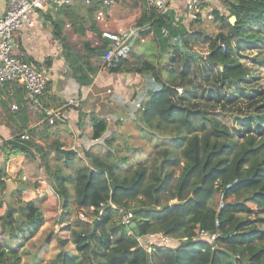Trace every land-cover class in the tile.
<instances>
[{"label": "trees", "instance_id": "obj_1", "mask_svg": "<svg viewBox=\"0 0 264 264\" xmlns=\"http://www.w3.org/2000/svg\"><path fill=\"white\" fill-rule=\"evenodd\" d=\"M143 2L133 0L132 4ZM221 2L227 13L217 7L210 10L219 25L213 34L187 28L169 9L158 13L150 8L140 15L136 23L142 27L139 33L151 34L160 54L167 55L158 67L131 46L124 50L125 44L120 54L98 63L102 56L97 50L108 42L93 21L89 31L100 42L91 46L85 39L86 54L82 56L64 52L65 64L79 87L90 84L100 68L143 74L144 86L133 91L131 99L140 106V118L150 128L162 129L166 141L133 171L120 175L117 169H124L128 157L111 160L112 151L106 153L109 160L86 152L88 163L64 171L74 152L65 156L56 148L61 146L58 140L43 144L37 140L36 129L25 123L15 128L12 122L23 116L24 108L6 110L11 136L0 142L5 160L18 153L38 159L46 171L44 178L64 207L61 222L70 214L72 203L90 216L70 229L77 253L60 252L53 264H264V83L242 61L248 56L246 50L264 49V0ZM94 12L91 8L93 17ZM231 15L235 16L233 22L229 21ZM194 20H199V13ZM53 24V35L65 45L61 21ZM201 43L206 44L205 53L199 50ZM252 59L264 65V56L255 54ZM18 89L24 92L22 86ZM85 116L78 113V128H83ZM88 120L90 138H101L108 128L107 119L90 114ZM42 123L46 130L47 118ZM24 129L27 138L20 137ZM39 132L41 138L43 132ZM49 149L54 152L53 171ZM8 177L0 164V206L19 193L17 206L7 205L11 212L5 225H0V233L19 239L21 245L36 234L45 218L33 198L20 197L23 189L16 188L5 197ZM42 181L36 179L33 187H41ZM215 195L219 201L213 206ZM186 198L183 205L171 204ZM125 211L132 212L136 231L131 222L124 225L119 221ZM94 219L96 228L88 235ZM150 231L163 232L179 243L173 245L171 240L147 251L137 237ZM200 231L214 238L201 237ZM20 259L17 245L0 242V264H20Z\"/></svg>", "mask_w": 264, "mask_h": 264}, {"label": "crops", "instance_id": "obj_2", "mask_svg": "<svg viewBox=\"0 0 264 264\" xmlns=\"http://www.w3.org/2000/svg\"><path fill=\"white\" fill-rule=\"evenodd\" d=\"M96 1L97 0H93L92 5L87 6L83 0H74L72 4H68L64 8H60L56 5V3H54V1L48 0L43 8L38 9L37 13L33 15L32 25L21 30H17L13 33V53L15 55L20 56L27 62L32 64L34 63L37 66L40 63H43L45 60H49V63L44 65V67H46V73L49 77V85L46 88L51 87L49 90L50 95H47L46 97L43 95L42 101H45L47 104H51L50 101H54V107L49 105L47 106L48 108L51 107L49 110L57 112L60 115V118L55 123L51 125L49 124L46 130H44V123H42V120L38 119L31 109L23 104L24 102L22 99L26 93L24 89V92L18 89L21 86H18L19 84H17L18 87H13L12 84H8L6 87H1L0 98L5 100V103L9 102L10 100V105L12 103H17L19 108H24L26 110L23 116L15 117L16 120L12 122V125L17 128L16 126L25 123V126L27 125L28 128L36 129L38 132L37 140L43 144H45L46 140H58L61 144V146L58 147H63L65 149L73 148V146H71L68 141L66 142V140L70 141L74 138L79 139V137L84 136V128L90 127L88 119L91 111L96 113L101 111L103 112L102 116L106 117L113 113V111L110 113V109L114 108V101H118L121 98V102H132L131 97L134 87L137 86V83L140 80L138 74L129 72H107L104 68H100L94 74L91 84L79 87L70 73V76L67 77L58 73L56 70L59 66L62 69L64 66L66 67L63 56L64 52L72 56H82L86 54V49L84 46L85 39L89 40L91 46H95L100 42L97 36H95L96 34L92 31H89V23L92 21L96 24L99 30H101L103 27V24L100 23L102 19L97 20L96 18ZM132 1L133 0L128 1L125 5V8L122 7L120 10L118 8L121 6V1L117 3L115 2V5H111L108 10L106 9L105 14L106 18L108 19L106 24H108L112 29L106 30L116 31L119 28H133L136 30L133 35L139 33L138 30H141L142 27L136 25L137 20L143 12L148 11L152 7L148 5L146 0L142 4L136 6L132 4ZM6 3L7 0H0V14L5 11ZM201 7L202 9L200 13L204 10L207 13H210V10L213 7H217L224 14L227 13V10L222 4L221 0H204ZM91 8H95L94 17L90 14ZM166 9H169V11L174 13L175 18H178L177 16H180L183 13L188 15L185 9L184 0H172ZM164 11L157 12L162 13ZM54 20L61 21L63 35L66 38L65 45H63L62 40L55 38L53 35ZM133 24L135 27H130ZM83 29L85 30L83 31ZM140 39L143 40V37ZM79 43L83 44V49H81V46L79 47ZM128 44L135 51L141 53L132 46L129 40ZM40 66L41 65L38 67ZM102 87H104L105 91L110 89V91L112 90V92L116 94H113L109 97V102L104 99V94L100 90ZM65 91L71 95L69 94V96L65 98L63 96ZM136 91L138 90L136 89ZM117 94H122L123 97L116 98ZM71 98L75 101L73 104H76V106L80 104V108L73 105H67L69 104L68 100L70 101ZM80 111L86 113V118L83 120V128L77 127L78 113ZM40 130L43 132L41 133L43 136H41V138L39 135ZM10 136L11 131L9 126L7 124H0V142L2 139L8 138ZM74 150L75 152L78 151L77 149ZM3 159V154L0 151V162H3V164L6 165L4 168L5 171L9 173L8 178L13 179L14 181L17 180L15 178L17 173H19L18 171H20V176L18 177L19 180L20 178L22 179L24 177L23 174L25 173L26 169H30V171H32L33 168L36 167L37 169H40L38 170L39 172L42 170L41 165L40 168L37 167V162L39 163L38 159L31 157L26 153L12 155L5 161H3ZM44 181L45 180L42 181L39 190L35 191L36 193H41L40 191L45 188ZM47 189H49V192H51V184H49Z\"/></svg>", "mask_w": 264, "mask_h": 264}, {"label": "rangeland", "instance_id": "obj_3", "mask_svg": "<svg viewBox=\"0 0 264 264\" xmlns=\"http://www.w3.org/2000/svg\"><path fill=\"white\" fill-rule=\"evenodd\" d=\"M119 1H121V4H120L121 6H119L118 8L120 10V8L122 7L125 8V5L130 0H118L117 2ZM208 15H210V13H207L204 10L199 14V20H194V18L188 15L182 14L180 16H177L178 18H176V21L183 23L187 28H190V29L202 28L208 33L213 34L217 32L219 25L213 20L211 15H210L211 17ZM107 21L108 19L106 18V14L104 13L103 19L100 21V23L103 24L101 33H102V30L111 29L109 25L106 24ZM134 24L131 25L130 27H135ZM104 27H107V28H104ZM142 37H143V40L140 39ZM128 40L131 42L132 46L136 50L142 53L144 58L154 63L155 67H158L160 64L162 65V63H164V61L167 59V55H165V53L160 54L159 45L157 44V41L152 38L151 35L143 36L140 33H136L135 35L131 36ZM128 40L125 41L126 44L124 43L125 44L124 50L129 46ZM80 46H81V49H83V44L79 43V47ZM198 47L200 48L199 49L200 52L202 51L203 53H205V50L207 48L206 44L201 43ZM245 52L247 53L248 56L243 57L242 61L246 65L250 66L251 71L254 73H257L260 77L259 79L261 83H264V65L254 63V60L252 59V56L255 54H257V56H264V49L262 50V52H259L257 48H252V49L246 50ZM102 59H103V56L102 58L97 59L96 61L98 63H102L104 61V59L103 60ZM33 65L35 64L33 63ZM39 65H41L40 67H42L43 65L42 68L45 71L47 70L45 69L46 67H44V64L40 63ZM64 67L62 69L59 66L56 70L58 73L69 77L70 74H69L67 65L65 68ZM138 77L140 78V80L138 81L137 86L134 87V92L136 89L139 91V89L144 86L143 85L144 83L143 74L142 76L139 75ZM48 82H49V79L47 81V84ZM22 87L24 88V86ZM50 88H46L44 91L45 94L43 93L41 97H43V95L44 97H46L47 95H50V92H49ZM100 90L104 94V97H105L104 99H106L109 102L110 101L109 97L114 94L112 90L110 91V89H107V91H105L104 87H102ZM24 91L26 93L25 88H24ZM66 93L67 91H65L63 94L65 98L69 96L70 94V93H67V94ZM120 97H123L122 94H117L116 98H120ZM24 98L22 99L23 102H24ZM120 99L118 101H114L115 106L114 108L110 109V113L111 111H113L114 114L112 113L111 115L109 114L108 116H106L108 119L107 120L108 128L101 138L97 140H92L90 138L91 128L85 127L84 129L86 133L84 132V136L79 137V139L74 138L70 141L66 140V142L68 141L70 145L73 146V148L71 149H73L72 152L74 153L71 155V159H72L71 165L67 167H63L64 171L72 172L76 166L82 165L83 163H86V162L88 163V159L86 158V152L88 153L94 152V153L103 155L105 158H107V154H106L107 151H112L114 155L112 156L113 158L111 160H114V159L119 160L120 155H126L128 157L125 161L126 163L123 164L124 169L123 170L117 169L120 175L122 174L124 175L129 171L130 172L133 171L134 167L138 165L140 162L146 163L149 155L152 153L155 147L158 144H160L162 141H166V138H163V136H166V134H163L165 132L162 129H157V130L152 129L148 126V124L145 121H143L140 118L141 113L138 112L140 109V106L136 104L135 101L121 102ZM3 101L5 100H2V99L0 100V124H7L5 122V118H7L6 110L9 111L10 108L11 110H14V108H12V104L17 105V108L15 110H17L19 106L17 103H12L10 105L9 104V102H11L10 100L4 106L2 105ZM41 102L45 106L49 105L51 107H54V101H50L51 104H47L45 101L43 102L41 99ZM68 102L69 104L67 105H73L75 107L80 108V104H78L77 106L76 104H73L75 103L74 99L71 98L70 101L68 100ZM23 104L26 105L25 103ZM49 108L48 106L46 107L47 110H49ZM33 113L38 119L42 121L46 120V116H45L46 113H44L45 115H39L38 112H33ZM94 113L98 116H102L103 112L98 111V113H96L94 111H91V114H94ZM55 122H56V118L54 120V123ZM25 131L26 130L24 129L20 131L19 134L24 133L28 136L27 131L26 132ZM36 136H37V133H36ZM106 140H110V143H107ZM50 141L51 140H46L47 143H50ZM74 149H77L78 151L75 152ZM48 155H49V158L51 159L50 170L53 171L54 169L53 161H52L53 150L49 149ZM4 160L5 158L3 159V161ZM57 161L62 163L60 159ZM0 164L2 165L3 162H0ZM4 167H6V165H4ZM37 167L40 168V165L38 162H37ZM36 169H37L36 167H34L32 171H30V169H26L27 172L25 171L24 174L22 173L24 177L22 179L20 178L19 180H18V177L20 176V171H18L19 173H17L16 178H15L17 180L15 181L17 184L27 186V184L29 183L31 185L29 188L26 187L25 189H23V192L20 195V197L23 200H28L26 198L33 197V200L36 202V205L41 209L44 215L45 221L39 227L36 234L32 236L30 239L24 241L21 245H20L19 239H15L13 236H9L8 234H4V233H0V242L1 243L9 242L11 244L17 245V249L21 253L20 264H53L54 259L58 257V254L60 252L65 251L70 255H74L77 253L74 248V243L72 240L70 229L76 226V221L80 220L79 212L83 210L85 213L86 211L84 208L78 207L74 205V203H72L70 205V209H71L70 214L64 216L63 221L61 222L60 221L61 215L65 213L63 212L64 207L62 206V202L60 198H58L55 191L50 190L51 192H49V189H47L50 182L46 180L43 176L44 172L46 171L42 170L43 172L42 171L39 172L38 170L40 169H37L38 171L37 172ZM6 174L9 175L8 172H6ZM40 178L42 180H45L44 181L45 188L42 191H40L41 193H36L35 191L39 190L40 187H37V188L33 187L34 185L33 181H35L36 179L41 181ZM18 197H19V193H16V195L12 197L9 203L14 206H17ZM4 201L5 202L2 203V206H0V215H3L4 212H6L8 208L10 209V207L7 206L9 203L6 204L7 201L6 200ZM218 201H219L218 196L215 195L212 201V205L216 206L218 204ZM85 217L90 218L88 213H85ZM0 225H1V219H0ZM171 240H172L171 244L173 245L175 244L177 245L179 243L178 239L172 238Z\"/></svg>", "mask_w": 264, "mask_h": 264}, {"label": "built area", "instance_id": "obj_4", "mask_svg": "<svg viewBox=\"0 0 264 264\" xmlns=\"http://www.w3.org/2000/svg\"><path fill=\"white\" fill-rule=\"evenodd\" d=\"M48 0H7L5 11L0 14V87L6 82L16 83L24 86L26 96L24 103L33 112L39 114L46 113L48 123L53 124L55 118H60L57 112L47 110L41 102V96L44 93L49 79L48 74L42 67L33 65L25 61L20 56L13 53V33L33 24V15L38 9L43 8ZM56 5L72 4L74 0H52ZM84 3L92 5L93 0H83ZM118 0H97L96 1V18L103 19V15L111 5ZM148 5L156 11L166 10L172 0H146ZM204 0H184L185 9L192 18L196 17L201 11ZM209 16V15H208ZM135 29L119 28L116 31L103 30L102 35L105 39L110 40L112 47L103 55L105 61L113 55L120 54L122 47L134 33ZM180 90V89H179ZM138 104V103H136ZM16 109L17 105L12 104ZM21 138H27V135L20 133ZM86 213V212H85ZM84 211L79 212V218L85 219ZM132 212H121L119 221L128 225L132 219ZM199 235L209 240L214 235H209L206 231H200ZM171 237L163 232L150 231L143 235H138L139 244L147 251L155 245H166L171 241Z\"/></svg>", "mask_w": 264, "mask_h": 264}, {"label": "water", "instance_id": "obj_5", "mask_svg": "<svg viewBox=\"0 0 264 264\" xmlns=\"http://www.w3.org/2000/svg\"><path fill=\"white\" fill-rule=\"evenodd\" d=\"M235 20V16L234 15H231L229 16V21L230 22H233ZM106 41L108 42L107 46L102 48V49H99L97 50V53L100 55V56H103L111 47V43H110V40L106 39ZM58 150H60L62 153H64L65 156L68 155V153L72 152L73 149H65L63 147H56ZM27 186L26 185H21V184H17L15 183V181L11 178H7L5 180V190H4V193H5V197H7V195L13 190V189H25ZM188 198L184 199V200H177V199H174L171 201V204L172 205H183L185 204V202L187 201ZM11 212V209H7V211L1 216V225L2 227L5 225V222H6V219H7V216L10 214ZM96 221L97 219H94L93 220V226H92V229L91 231L88 233V235L91 234V232H93L96 228ZM131 225H133L135 231H136V225L134 222H131Z\"/></svg>", "mask_w": 264, "mask_h": 264}]
</instances>
